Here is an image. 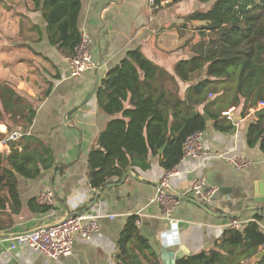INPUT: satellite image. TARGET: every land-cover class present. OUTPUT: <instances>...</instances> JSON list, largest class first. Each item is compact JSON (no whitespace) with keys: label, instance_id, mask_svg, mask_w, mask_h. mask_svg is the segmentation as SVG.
I'll return each mask as SVG.
<instances>
[{"label":"crops","instance_id":"obj_1","mask_svg":"<svg viewBox=\"0 0 264 264\" xmlns=\"http://www.w3.org/2000/svg\"><path fill=\"white\" fill-rule=\"evenodd\" d=\"M194 1L197 5L192 7ZM161 5L158 9L151 0H81L78 27L81 34L88 33L93 38L96 66L74 78L69 57L50 42L43 13L36 10L33 0H0V81H8L16 91L29 96L36 109L32 124L23 130L24 136L0 152L8 157L14 148L47 150L54 157L52 166L41 165L36 177L14 171L17 196L10 184L0 183V264H117L120 237L128 218L134 214L141 221L140 233L149 240L163 264L164 249L185 246L186 257L213 248L224 231L232 229L230 222L234 218L244 221L243 228L257 221L264 232V152L259 143H247L249 124L256 117L253 109L243 118L239 108H228L234 117L233 122L227 118L234 124L229 131L216 129L205 114L212 121L203 138L208 154L178 164L180 173L170 180L172 193L181 199L174 212L179 221L176 243L164 242L167 223L161 206L151 200L166 171L159 155L150 154L147 167L130 170L101 193L102 187L91 186L88 156L107 122L114 117L104 113L98 104L103 77L130 50L139 47L148 58L172 72L177 61L192 55L187 41L199 40L196 27L201 22L185 27V16L193 9L209 8L211 2L167 0ZM50 81L53 85L49 94L39 100ZM37 82L41 83L40 88ZM179 84L184 95L186 87ZM2 120L0 128L11 130L8 125L12 121L8 117ZM233 158L251 164L240 169L232 164ZM6 167L12 168L9 163ZM198 179H204L207 187L219 188L211 203H204L191 191ZM47 189L56 193L53 206L37 201ZM79 211L116 216L103 217L100 231L90 239L78 237L72 254L59 259L30 246L10 249L17 234L46 227Z\"/></svg>","mask_w":264,"mask_h":264},{"label":"trees","instance_id":"obj_2","mask_svg":"<svg viewBox=\"0 0 264 264\" xmlns=\"http://www.w3.org/2000/svg\"><path fill=\"white\" fill-rule=\"evenodd\" d=\"M154 1L159 9L167 0ZM200 2L211 5L193 10L183 23L186 27L201 22L196 27L199 40L187 41L192 55L177 61L172 72L148 58L139 47L130 50L103 77L98 104L104 113L114 117L107 122L88 156L93 188L119 182L130 170L147 167L150 154L159 155L166 170L173 168L180 162L188 135L207 128L205 114L216 129L229 131L234 124L223 111L234 106L244 118L264 99V0ZM33 3L43 13L50 42L71 57L82 36L78 27L81 0H33ZM7 82L0 81V121L8 117L12 121L8 125L11 130L25 131L36 116L35 106L29 96ZM179 82L186 87L184 95ZM48 84L39 100L49 94L53 82ZM40 87L37 82V88ZM211 94L214 98L209 97ZM247 143L249 146L259 143L264 152V114L250 122ZM6 163L12 168H7ZM53 163V154L47 150L14 148L8 157L0 152V183L10 184L17 196L15 172L36 177L41 165L47 168ZM2 203L0 195V208ZM138 219L134 214L127 220L119 240L117 264L138 261L163 264L149 240L140 233ZM260 247L264 248V232L257 221H251L242 231L225 230L213 248L186 256L177 264H249L248 260ZM257 264H264V256Z\"/></svg>","mask_w":264,"mask_h":264},{"label":"built area","instance_id":"obj_3","mask_svg":"<svg viewBox=\"0 0 264 264\" xmlns=\"http://www.w3.org/2000/svg\"><path fill=\"white\" fill-rule=\"evenodd\" d=\"M151 3L157 8L159 7V5L155 4L154 0H151ZM93 42L92 36L88 33L82 34L74 54L69 57L71 77L76 78L84 75L96 66L92 56ZM261 108H264V99L258 103L256 110ZM256 110L253 109V111ZM222 114L232 120V122L234 121L230 110L223 111ZM24 134L25 132L23 130L0 128V149L9 147L11 142L18 141ZM203 138L204 130H198L188 135L183 144L182 157L178 164L189 158H202L208 154L204 151ZM231 162L235 167L240 169L248 167L251 164V162L241 158H233ZM178 164L165 171V174L158 182L156 193L151 199L152 202L158 203L162 208L163 217L167 223V229L163 233V240L169 244L177 242L179 230V221L175 218L174 212L181 202V199L172 193L170 188L171 178L180 173ZM218 189L217 186L207 187L204 179H198L193 184L191 191L199 195L202 201L208 204L212 202ZM37 201L45 206H53L56 203V193L53 189L42 191ZM115 216V214L103 216L80 211V213L70 215L56 225L40 227L33 231L17 234L10 244V249L30 246L48 257L59 259L72 254L78 237L90 239L92 235L100 231L103 217L114 219ZM140 224L141 221L137 220V225L140 226ZM243 225L244 221L238 218H234L230 222L231 228L236 230L242 229Z\"/></svg>","mask_w":264,"mask_h":264},{"label":"water","instance_id":"obj_4","mask_svg":"<svg viewBox=\"0 0 264 264\" xmlns=\"http://www.w3.org/2000/svg\"><path fill=\"white\" fill-rule=\"evenodd\" d=\"M254 114H255L256 117H258V116L264 114V108H261V109L256 110ZM205 119H206V123H207V125H209V126L212 125V121L209 119V117H206ZM163 149H164V148H162V150H161L162 152H163ZM108 186H110V184H107V185L103 186V187L100 189V193H101L106 187H108ZM78 213H80V211H79V212H76V213H74V214H70V215H76V214H78ZM70 215L63 217V219H61V220H59V221H56V222H54V223H52V224H50V225H48V226L56 225V224H58V223L64 221V220H65L66 218H68ZM2 237H3V236L0 235V238H2ZM187 250H188V249H187L185 246H180L179 249H176V250L174 249V250H171V251H167L166 249H164V250H163V256H164V258H165V264H177L178 261H180L182 258H184V256H185L186 254H188V251H187ZM263 256H264V248L261 249L260 251H258L256 254H254V255L249 259V263H250V264H257V263L262 259Z\"/></svg>","mask_w":264,"mask_h":264},{"label":"rangeland","instance_id":"obj_5","mask_svg":"<svg viewBox=\"0 0 264 264\" xmlns=\"http://www.w3.org/2000/svg\"><path fill=\"white\" fill-rule=\"evenodd\" d=\"M192 4H193L192 7H195V4L197 5V3H195V1H194ZM192 7H191V8H192ZM192 9H193V8H192ZM199 9H200V8H199ZM193 10H194V9H193ZM195 23H196V22H195ZM199 24H200V23H199ZM209 97H210V98H214L213 96H210V95H209Z\"/></svg>","mask_w":264,"mask_h":264}]
</instances>
